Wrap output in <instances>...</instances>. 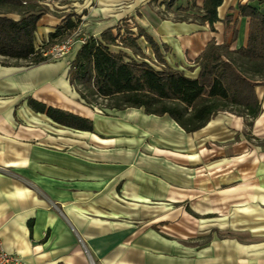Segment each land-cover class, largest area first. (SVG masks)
<instances>
[{"label": "crops", "instance_id": "1", "mask_svg": "<svg viewBox=\"0 0 264 264\" xmlns=\"http://www.w3.org/2000/svg\"><path fill=\"white\" fill-rule=\"evenodd\" d=\"M62 1L77 12L94 4L83 27L96 37L136 17L165 63L190 78L198 77L196 61L209 42L227 43L233 51L246 47L250 19L239 15V4L264 14V0H223L213 30L207 22L174 20L181 13L204 15L188 0L171 8L162 3L170 0H159L165 17L152 10L151 0ZM203 2L195 0L199 7ZM64 18L42 15L36 48L49 43ZM81 45L39 64L0 55L5 250L27 264H264V70L252 74L237 56L258 83L256 118L221 111L186 132L169 115L143 108L85 105L68 78ZM31 98L90 119L92 131L55 122L33 110Z\"/></svg>", "mask_w": 264, "mask_h": 264}, {"label": "trees", "instance_id": "2", "mask_svg": "<svg viewBox=\"0 0 264 264\" xmlns=\"http://www.w3.org/2000/svg\"><path fill=\"white\" fill-rule=\"evenodd\" d=\"M188 1H193V10L204 15L181 13L174 20L207 22L214 30V24L221 21L218 8L223 0H204L202 7L197 6L195 0ZM175 2L162 3L171 8ZM238 10L240 16L250 19L246 47L233 51L227 43L209 42L196 61L200 67L197 78H190L183 71L168 66L151 35L136 22L134 31L126 18L123 25L119 23L106 29L100 37L87 36L70 64V84L78 92L79 100L87 106L101 110L143 108L147 114L169 115L186 132L199 130L221 111L235 109L254 119L261 111V103L255 92L258 83L252 74L264 70V14L248 4H239ZM10 11H17L24 17L10 18L5 15ZM48 11V6L28 0H0V55L29 60L32 64L49 59L44 55L49 46L55 41L54 44L63 42L67 32L75 31L77 25L67 15L50 33L49 43L36 48L38 23ZM231 20V16L224 20L227 30ZM114 29H117L116 33ZM141 39L151 48L153 61L144 52ZM237 56L250 64L251 75L237 63ZM99 100L107 103L103 105ZM28 102L33 110L46 113L61 125L92 131L90 119L48 107L32 98Z\"/></svg>", "mask_w": 264, "mask_h": 264}, {"label": "rangeland", "instance_id": "3", "mask_svg": "<svg viewBox=\"0 0 264 264\" xmlns=\"http://www.w3.org/2000/svg\"><path fill=\"white\" fill-rule=\"evenodd\" d=\"M28 1L29 2H36V3L41 4V5L48 4V5H50V6H48L50 12L56 13L59 16H65V17H67V15H69L71 17L72 21L74 23H76L77 27H76L75 31H73V32H71V31L70 32H67L65 39H67V38H69L71 36H77V37H79V36H81L79 33H84V35H86V36H90L91 35L89 32L86 31L85 26L83 27V24L86 23L87 20H89L88 19L89 16H87L88 15V11L90 10L92 12L94 10L93 9V8H95L94 7V4H89L87 6V8H79L81 10H80V12H77V7H73L71 5H67L62 0H28ZM151 2H152V5H151L152 6V10L154 12H156L157 14H159L160 16H164L165 17L166 15H165V12H164L163 8H160L159 7V4H160L159 0H151ZM83 16L86 17V18H84ZM137 17H138V19L140 18L139 15H137ZM136 19H137L136 17H132V18H129L127 20V22L129 23V26L132 27V29L134 31H136V28L134 27V22L136 21ZM118 23H120V24L123 25V21H119ZM114 32L116 33L117 32V29H114ZM54 43H56V41L53 42L50 45L51 47L49 46V49L52 48L55 45ZM140 44H141L142 48L144 49V52L149 56V57L148 56L147 57L148 58H151V60H152L154 58V56L152 54L153 52L147 48V47H149V45L143 39L140 40ZM73 47L70 50V52L73 50ZM69 53L65 54L62 57H59L58 59H61V58L65 57V56L69 55ZM51 60L53 61L55 59L49 58L46 61H51ZM99 102L102 103L103 105L107 103L104 100H99Z\"/></svg>", "mask_w": 264, "mask_h": 264}, {"label": "built area", "instance_id": "4", "mask_svg": "<svg viewBox=\"0 0 264 264\" xmlns=\"http://www.w3.org/2000/svg\"><path fill=\"white\" fill-rule=\"evenodd\" d=\"M87 40V36L81 34V36H71L65 39L63 42L55 44L52 48L47 50L44 55L49 56L51 59H58L69 53L72 47L79 41L84 44ZM0 264H27L24 259L15 253H10L5 250L3 242L0 239Z\"/></svg>", "mask_w": 264, "mask_h": 264}]
</instances>
